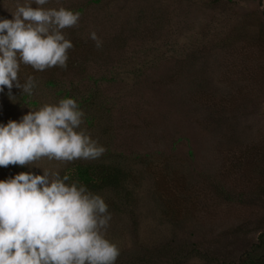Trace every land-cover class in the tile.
Listing matches in <instances>:
<instances>
[{"label": "rangeland", "instance_id": "1", "mask_svg": "<svg viewBox=\"0 0 264 264\" xmlns=\"http://www.w3.org/2000/svg\"><path fill=\"white\" fill-rule=\"evenodd\" d=\"M233 1L236 18L248 25L229 50L209 45L213 11L200 0H49L43 6L6 0L1 19L3 11L12 19L17 4L80 13L77 26L62 30L87 34L76 43L78 74H69L83 76L80 88L93 89L96 99L89 110L80 108L78 130L106 151L93 160L43 158L39 167H0V180L46 170L50 180L67 175L71 186L74 164L121 169L125 186L87 190L108 205L105 235L120 250L115 264H146L161 249L168 253V244L184 249L189 240L205 246L209 259L193 251L185 254L187 264L264 251V45L253 38L264 22V0ZM93 31L100 48L90 39ZM35 91L33 111L62 99L42 84ZM6 99L13 98L0 93V124L28 113ZM219 185L231 198L219 194Z\"/></svg>", "mask_w": 264, "mask_h": 264}, {"label": "clouds", "instance_id": "2", "mask_svg": "<svg viewBox=\"0 0 264 264\" xmlns=\"http://www.w3.org/2000/svg\"><path fill=\"white\" fill-rule=\"evenodd\" d=\"M11 13L12 19H0V92L7 88L11 95L15 86L31 95L34 80L20 82V63L38 71L66 68L73 44L62 30L77 26L80 13L30 4H17ZM90 39L102 46L95 31ZM83 117L75 99L63 98L0 124V167L100 158L106 148L78 130ZM49 176L43 170L0 180V264H115L120 250L105 235L111 219L105 200L84 186H69L67 175Z\"/></svg>", "mask_w": 264, "mask_h": 264}, {"label": "trees", "instance_id": "3", "mask_svg": "<svg viewBox=\"0 0 264 264\" xmlns=\"http://www.w3.org/2000/svg\"><path fill=\"white\" fill-rule=\"evenodd\" d=\"M5 1L6 0H0V10L3 8ZM200 2H205L203 4H205L209 10L213 11V16L211 18V28L213 32L210 35L209 41L207 40L209 45L221 46L229 50L233 49V46H235V41L243 37L242 35L247 34V31H245L243 34L239 33L240 29H243L244 26L248 25L246 20L242 21L241 19L236 18V10H240V8L238 7V3L233 0H200ZM216 13H221L220 15H217L218 18L216 16ZM1 16L3 19L7 18L4 11L2 12ZM225 17H227V19H223ZM262 24L263 25L258 28L257 32H255L253 38L255 39L254 41H256L258 44L264 45V22ZM86 37L87 34L85 31L78 32L77 30H73L65 35V38L69 39L73 44V48L68 50V60L66 68L55 66L47 68L43 71H38L32 68L30 65H25L22 62L20 63V68L18 71V77L20 82L22 84L25 83L29 77H32L34 80L35 86L31 95L23 92L21 88L15 86L11 89V95H9V90L7 88H5L4 91L0 93L4 94L8 99L13 98L10 101L7 99L6 100L9 101L12 106H17V109L19 111H30V109H34L37 103L38 94H36L35 89L36 84L38 83L48 88L55 89L56 92L62 95V99H75L79 105V108H85L89 110V106H93V103L95 102L96 95L94 94L93 89L80 88L82 79L84 78L83 76L74 75L78 74L76 73V71H78V67H80L77 64V61L80 57L78 45L76 43L86 41ZM200 40L205 41L204 36L200 37ZM184 42H186V40H184ZM189 46L191 47V45L184 43L183 49L186 50ZM165 55H167V53H165ZM69 72H73L74 74H69ZM73 77L78 78L73 79ZM125 100L126 98L124 99V101ZM123 173L124 172L116 166H110L105 163L91 161L88 163L84 162L74 164L69 176H72V182L76 184L77 187L84 186L87 190L96 193L99 191L119 189L125 183V178L121 176V174ZM218 192L220 195L225 193L227 197L231 198V196H228L229 194L226 192V190L220 185L218 186ZM241 198L242 194H240V198L238 199ZM198 244V241L189 240L184 249L178 248V246L176 245L170 246L168 244L167 246L171 248L168 253L161 249V256H158V258L156 259L152 256V258L149 257V259H147L146 264H187L188 261H185L184 259L188 255L192 254L193 251L199 252V255H204V257L208 260V254L207 256H205L207 250L201 248L205 246H201ZM260 247L261 246L259 243V248ZM185 254L187 255L186 257ZM199 264L208 263L203 262ZM211 264H214V261ZM215 264H264V251H248L242 254L238 261L232 260L230 262H226L224 260V262H217Z\"/></svg>", "mask_w": 264, "mask_h": 264}]
</instances>
